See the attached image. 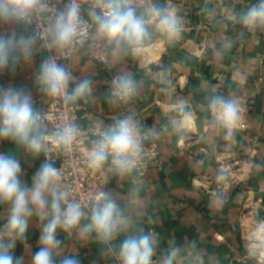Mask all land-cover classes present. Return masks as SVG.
<instances>
[{"label":"crops","instance_id":"1","mask_svg":"<svg viewBox=\"0 0 264 264\" xmlns=\"http://www.w3.org/2000/svg\"><path fill=\"white\" fill-rule=\"evenodd\" d=\"M258 3L157 0L156 9L178 18L180 34L169 41L154 22L149 23L148 38L135 51L124 41L98 37L92 18L97 12L87 10L94 25L91 42L109 50L113 70L131 77L136 88L133 101L127 104L111 96L107 91L110 72L88 57L87 44L72 60L69 81L72 92L81 81H90V91L72 100L79 110V125L107 130L126 117L139 120L159 143L162 166L152 167L144 183H136L135 174L109 169L105 199L97 206L113 201L127 219V227L108 240L95 231L82 233L92 215L83 210L79 227L57 228L59 244L52 249L53 264L66 258L78 264H115L122 242L144 234L155 241L152 262L158 264L173 251V264H222L243 254L240 217L248 196L264 218V26L241 22ZM134 10L145 20L153 15V11ZM25 41H31L27 52ZM0 42L8 54V64L0 67V93L26 94L36 112L39 106L34 101L47 96L39 81L47 57L45 44L33 38L25 21L2 12ZM215 97L238 106L239 119L230 133L209 107ZM31 135L44 138L41 124L37 122ZM216 152L236 156L244 172L234 174L237 182L226 195L219 192L228 178L215 161ZM0 154L20 162V181L28 189L46 163L42 150L34 153L12 139L0 138ZM46 198L48 207L43 214L32 209L23 234L7 229L12 205L0 201V243L14 245L8 249L14 264H33L42 229L51 219L50 192Z\"/></svg>","mask_w":264,"mask_h":264},{"label":"clouds","instance_id":"2","mask_svg":"<svg viewBox=\"0 0 264 264\" xmlns=\"http://www.w3.org/2000/svg\"><path fill=\"white\" fill-rule=\"evenodd\" d=\"M38 6H42L41 0H0V12L7 15L26 16ZM96 6L101 7L100 14H92L97 24L98 37L109 42L124 41L134 51L148 38L149 23L154 22L169 41L175 40L180 34L178 18L167 10L153 9V19L145 20L127 5L126 0H97ZM241 22L246 26H264V0H259L258 5L250 8L241 17ZM84 24L80 18L78 0H71L67 10L57 16L49 29L52 35L50 46L62 47L71 44L77 36L83 34ZM23 44L27 52L31 41ZM7 64L8 54L3 51V43L0 42V67ZM71 79V74L54 60L45 61L41 65L39 81L50 95L65 96ZM135 88L131 77L121 75L113 80L112 95L116 99L127 100ZM89 91L90 81L84 80L76 85L67 98L75 100ZM209 107L230 133L239 119L237 104L232 100L215 97L210 101ZM187 115L185 114V118ZM39 119V114L33 111L30 98L26 94L10 90L0 93V138L18 141L28 150L39 153L43 147V137L31 135ZM77 134L75 126L67 125L57 135L61 143L68 144ZM139 146L134 121L131 118L119 120L100 134L99 141L90 152V165L101 167L111 155L112 164L119 171L125 172L134 166L132 158L138 152ZM21 172L22 167L17 159L0 154V201L10 202L12 205L7 229L16 234L25 233L32 209L35 208L38 214H43L48 207L46 194L50 192L51 219L42 229L39 239L41 247L33 255V264H53L52 249L59 244L55 236L57 228L69 230L79 227L84 212L81 205L75 202H66V207L61 208V201L65 200V196L56 191L59 172L52 164L45 163L41 166L33 177L31 189L21 184ZM101 199H105V196L102 195ZM127 225L128 221L122 217L117 205L109 200L92 209L91 221L81 232L95 231L102 239L108 240ZM256 232L261 245H264V222L258 225ZM11 247H14L11 243H0V264H14V258L8 252ZM154 252L155 241L150 234L130 236L120 246L119 259L122 264H152ZM175 255L176 252L173 251L162 264H173ZM61 264H78V261L66 258Z\"/></svg>","mask_w":264,"mask_h":264},{"label":"built area","instance_id":"3","mask_svg":"<svg viewBox=\"0 0 264 264\" xmlns=\"http://www.w3.org/2000/svg\"><path fill=\"white\" fill-rule=\"evenodd\" d=\"M157 0H126L128 6L133 9L141 8L144 11H153L156 9ZM71 0H41V5L26 16L14 15L17 19L26 22L34 39L41 41L45 47L47 57L44 61L54 60L58 65L63 66L65 70L72 75L73 58L82 50L84 46L90 43L87 54L90 59L103 65L110 72L108 79V93L112 95L113 80L123 73L113 70L110 61L109 50L100 42H91V31L93 23L88 18L87 10L101 13V7L96 6L97 0H78L80 5V18L85 22L84 32L77 36L73 42L67 46H50L52 35L49 32L50 27L54 24L57 16L65 12ZM153 19L151 14L150 20ZM44 63V62H43ZM72 90L70 83L66 90L65 96L50 95L46 91L43 98L34 101L38 105L36 113L39 114V124L44 128L45 135L42 140V153L44 161L53 165L59 172L61 182L56 186V191L63 193L65 200L61 201V206L66 207V202H75L81 205L82 210L88 213L99 205L101 196L104 194L109 184V169L115 168L112 164V156L109 155L101 167L90 165V152L100 139V134L105 130L100 127L90 126L82 128L79 125V110L73 104V101L67 96L71 95ZM135 91L127 100L117 101L127 104L133 101ZM131 118L136 125V135L139 140V150L132 158L134 166L125 171L128 174H135L136 183L147 182V174L152 167H161L160 145L156 140L151 138L149 130L139 121ZM124 118V119H126ZM67 125H73L78 130V134L71 143L64 144L58 139V133ZM215 161L219 167L226 173L228 181L224 184L219 192L226 195L228 189L236 184L234 174L240 172L241 166L239 160L233 154L215 153ZM231 186V187H230ZM260 209L252 196H248L246 206L240 217L241 239L244 243V252L237 258H230L222 264H247L256 262L264 264V245H261L259 235L256 232L258 225L264 222L260 217ZM115 264H122L119 254L115 255ZM152 264H158L152 262ZM186 264V263H174Z\"/></svg>","mask_w":264,"mask_h":264}]
</instances>
